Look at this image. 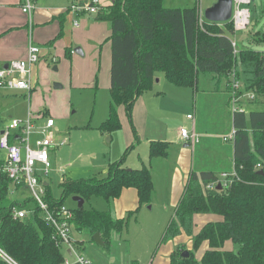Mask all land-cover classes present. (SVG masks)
<instances>
[{"label":"trees","instance_id":"1","mask_svg":"<svg viewBox=\"0 0 264 264\" xmlns=\"http://www.w3.org/2000/svg\"><path fill=\"white\" fill-rule=\"evenodd\" d=\"M97 21L111 24L110 109L100 126L101 132L113 134L122 129L118 107L124 106L132 130L133 110L138 99L153 88L156 74L161 73L175 87L196 89L200 77L208 75L239 100L248 93L256 100L264 97V52L239 44L233 47V23H212L199 26L197 7L168 8L164 0H114L107 8L100 7ZM255 44H264V33L257 32ZM70 55L69 51L67 56ZM240 63V65H239ZM240 67V69H238ZM240 81V89L234 88ZM216 89V90H217ZM241 96V97H240ZM234 112V175L221 179V174L192 172L184 193L174 210L158 244V249L185 234L192 237L189 258H183L184 245L176 247L170 264H264V110H244L236 104ZM251 134L255 138L252 147ZM138 141V139H137ZM170 144L153 141L149 144L150 159L166 158ZM135 148L129 146L125 153ZM125 157L111 163L107 175L89 180L64 178L62 200L46 189L51 210L65 205V199L81 197L85 204L96 197L108 202L119 199L125 189H135L139 207L124 219H114L111 211L73 209L72 226L78 233H99L105 246L113 233L127 228L139 208L149 204L154 191L150 168L129 169ZM214 186L210 189L208 186ZM221 185V189L218 186ZM12 181L0 173V248L19 264H65V254L53 239L54 230L43 219L31 199H12ZM30 209L27 219L15 217V210ZM214 214L220 222L206 224L194 235V217ZM231 242L235 250H225ZM207 243L209 250L201 260L195 254ZM79 250L83 247L78 242ZM0 264H7L0 259Z\"/></svg>","mask_w":264,"mask_h":264},{"label":"rangeland","instance_id":"2","mask_svg":"<svg viewBox=\"0 0 264 264\" xmlns=\"http://www.w3.org/2000/svg\"><path fill=\"white\" fill-rule=\"evenodd\" d=\"M216 2L217 0H164V5L168 8L197 7L199 26H202L206 9ZM249 8L251 25L246 31L237 33L235 38L245 48L264 52V44L258 46L253 40L257 32L264 33V0H253ZM106 23L111 26L109 22ZM73 44L75 45L76 42L74 41ZM77 48L82 47L78 45ZM99 49L100 46L96 51L91 48L86 49L84 57L61 56L55 63L48 60V70L36 74L37 80L31 92L0 88L1 123L10 121L11 116L26 117L29 111H32L35 116L39 113L42 115L48 113L56 122L55 139L67 141V145L57 148L52 153V168L47 176L51 193L58 201L63 198L61 184L64 178L79 181L107 175L110 164L125 157L128 140L134 135L124 106L118 107L122 129L110 135L100 130V126L109 114L111 95L109 81L105 77V74L109 76V70L107 71L106 68L108 57L106 51L102 55ZM55 67L57 71L54 70ZM207 77L210 78L209 75ZM55 84H60L62 88L55 89ZM168 85L167 80L161 76L156 77L152 90L138 99L137 113L147 106L148 112L150 110L157 117L159 127L164 128V123L171 127L172 135L170 136L175 140V131H180L181 124L183 126L187 121L188 113L194 112L195 100L182 90L180 100L182 103H178L175 95L167 93L166 88L171 87ZM160 92L161 95L158 94ZM224 97L227 98L226 95ZM222 99V97H216L213 103L206 99L205 116L211 118L214 113L220 112ZM238 101L239 105L244 106L242 108H245V111L264 110V97L250 103L247 95H243ZM199 102L203 103L200 100ZM220 115L223 119L221 112ZM132 123L136 129L134 110ZM217 132L219 134L220 131ZM251 136L252 147L255 149V138L252 134ZM143 148L141 146L127 153L126 167L139 166L140 156L144 157ZM162 191L163 187L157 189L156 193L153 192L150 203L139 208L138 218H131L127 228L121 233H113L111 243L107 247L98 246L92 240L93 236L88 230L83 233V236L73 233L74 238L85 241L83 250L85 257L92 264H151L164 227L172 216L171 211L165 210L162 205L166 192ZM29 198L30 194L27 190L19 192L16 190L12 194V199L19 202ZM65 205L71 209L77 208L71 196L65 199ZM123 206L122 202L114 204L113 201L108 202L94 197L85 204V209L112 210V215L116 217V214L126 208ZM149 207L152 210L148 211ZM124 217H127V214Z\"/></svg>","mask_w":264,"mask_h":264},{"label":"crops","instance_id":"3","mask_svg":"<svg viewBox=\"0 0 264 264\" xmlns=\"http://www.w3.org/2000/svg\"><path fill=\"white\" fill-rule=\"evenodd\" d=\"M87 1L90 0H40L37 3V9L31 20L22 12L24 0H0V67L6 66L8 63L14 61L27 60L31 44L40 47V60L36 65L32 66L33 91L35 86L34 83H36L37 80L36 74L40 71L48 70V60H52L54 63L55 61L58 62L61 56H67L68 51L70 56L78 55L79 57H84V51L86 49L91 48L96 51L98 46H100V54L102 53L103 55L106 51L108 57L106 68L107 71L109 70V76L105 74V77L106 80L108 79L109 81L110 88L111 46L107 41L111 36V26L106 23L107 21H97L95 15L75 13L72 10L73 4ZM113 2L114 0H99L100 7L104 8L111 6ZM74 41L76 42L75 45L73 44ZM78 45L82 48H77ZM76 49H80L82 54L76 53ZM55 68L57 69V67ZM158 76L166 80L163 74L157 73L156 77ZM217 82V80L214 81L212 78L207 79L205 77H200L196 89L175 87L168 82V86L171 87L166 88L167 93L175 95L178 103H182L180 101L182 99V90H185L186 93L195 100L194 112L188 113L186 118L187 121L183 126L181 124L180 131H175V140L170 136L172 135L171 127H169L167 123H164V128L159 127L160 124L157 125V117L155 114H152L150 110L148 112L147 106L143 107L144 110L141 108L139 113H137V102L135 104L136 106H134L135 123L137 125L135 130L137 132L138 141L135 134L132 135L128 140V147L132 145H135V148L144 147L142 150L144 157L142 158L140 156L139 166L136 165L132 168H128L141 169L143 166L150 168L154 184L153 192L156 193L157 189L163 187L162 192H166L162 199V205H164L165 210L171 211L172 216L184 193L186 183L192 172L200 173L210 171L218 174H230L234 172L233 140L225 141V139L231 138L234 135V112L237 105L234 103V94L232 92H227L225 90V85H219L217 89ZM158 94L161 95V92ZM224 95H226L227 98L224 97ZM216 97L223 98L220 101L221 107L219 108V111L223 115V119L221 118L220 112L214 113L211 118L207 115L205 116L204 113L207 108L205 100L207 99L210 103H213V101H216ZM199 100L203 103H200ZM212 108H210V110ZM29 113L35 118L43 117L36 118L38 120L37 124H43L46 118H52L48 113H44L43 115L39 113L35 116L32 111H29L26 117L15 118L11 116L10 121L12 119L25 120ZM189 115H192V119H188ZM10 121H7L5 124L0 121V131L6 128ZM182 128H186L191 134L194 133L196 135V140L186 142L181 136ZM55 130H57L56 122L53 135ZM217 131H220L219 134ZM55 141L62 142L66 140L58 141L55 139ZM153 141L170 144L168 156L166 158L150 159L149 144ZM57 148L53 149L52 153L55 152ZM44 182L47 188L50 187L47 178L44 179ZM113 202L114 204L122 202L124 203L123 207H126L116 214V217L112 215L113 211L110 210L114 219H124L126 218L124 217L126 214L128 215V213L135 211L139 207L137 191L132 188L125 189L121 197ZM147 210L150 211L152 208L149 207ZM134 218H138V213ZM222 220V217L214 214L196 215L194 217V235L199 233L206 224L210 222H220ZM167 225L164 227L161 238ZM75 232L74 229V233ZM77 233L78 232H76V234ZM83 233L84 232H81L77 235L83 236ZM75 240L81 244L84 250L85 241L77 237ZM165 245L166 247L163 245L164 247L162 248L161 246L157 253L154 254L151 264H170L171 255L179 245H184L187 251H191L192 237L183 234ZM235 248L236 247L231 242L225 245V250L228 251L235 250ZM83 250L82 253H84ZM208 250L209 245L204 243L195 254L196 259L201 260Z\"/></svg>","mask_w":264,"mask_h":264},{"label":"built area","instance_id":"4","mask_svg":"<svg viewBox=\"0 0 264 264\" xmlns=\"http://www.w3.org/2000/svg\"><path fill=\"white\" fill-rule=\"evenodd\" d=\"M39 1L24 0L22 12L31 20ZM252 3L253 0H233L231 23H233L235 33L232 39L235 49L238 46L236 34L246 31L251 25L249 6ZM72 10L75 13L96 15L100 11V3L99 0H90L73 4ZM40 53V47L31 44L27 60L8 63L7 68L1 66L0 88L31 92L33 89L32 66L39 62ZM240 87V81H234V88L240 89ZM247 98L254 100L255 94L248 93ZM234 103H238L235 97ZM235 110L238 108L236 107ZM36 118L29 113L25 120L12 119L7 127L0 131V173L5 174L12 181V186L18 192L21 190L29 192L32 204L39 207L43 219L53 228V239L65 254V264H92L79 250L78 241L73 237L74 210L66 205L51 210L46 199L47 187L44 179L47 178L52 168L51 153L53 149L67 143L66 141H55L54 118H46L43 124H37ZM188 119H192V115H189ZM181 136L186 142L196 140V135L191 134L186 128L181 129ZM233 138L234 135L226 138L225 141L233 140ZM230 175L234 173L221 174V179H226ZM208 188L212 189L214 186H208ZM32 213L30 209H19L14 212L15 217L21 220L27 219ZM0 259L7 264H19L2 248H0Z\"/></svg>","mask_w":264,"mask_h":264},{"label":"water","instance_id":"5","mask_svg":"<svg viewBox=\"0 0 264 264\" xmlns=\"http://www.w3.org/2000/svg\"><path fill=\"white\" fill-rule=\"evenodd\" d=\"M232 15H233V0H217V2L213 6L207 8L205 11V19L212 23L230 22L232 19ZM75 52L82 54V51L80 49H76ZM55 70L57 69L55 68ZM54 88L61 89L62 86L60 84H55ZM1 134L3 135V132ZM218 189L219 190L221 189V185L218 186ZM72 201H74L77 204L78 209H82L85 205V200L81 197H77V196L72 197ZM93 240L97 245L102 247L105 246L99 233H96L93 236ZM182 257L189 258L190 257L189 252L188 251L183 252Z\"/></svg>","mask_w":264,"mask_h":264}]
</instances>
